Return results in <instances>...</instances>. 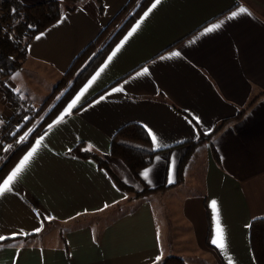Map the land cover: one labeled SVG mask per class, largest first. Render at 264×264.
<instances>
[{"label": "crops", "instance_id": "obj_1", "mask_svg": "<svg viewBox=\"0 0 264 264\" xmlns=\"http://www.w3.org/2000/svg\"><path fill=\"white\" fill-rule=\"evenodd\" d=\"M129 1L80 0L29 42L23 68L3 87L41 106ZM154 2L4 178L42 138L13 191L0 197V264H163L168 257L257 264L250 229L264 218V0H162L144 18ZM214 24L221 27L205 33ZM13 108L0 91V118ZM131 123L145 128L156 151L137 177L111 155L114 135ZM220 125L195 147L178 184L190 144ZM78 147L107 161L134 192L74 154ZM145 189L153 192L136 196ZM217 215L223 249L212 243Z\"/></svg>", "mask_w": 264, "mask_h": 264}, {"label": "trees", "instance_id": "obj_2", "mask_svg": "<svg viewBox=\"0 0 264 264\" xmlns=\"http://www.w3.org/2000/svg\"><path fill=\"white\" fill-rule=\"evenodd\" d=\"M79 1L80 0H50L38 5L27 6L20 0H0V78L5 79L21 70L27 58V46L29 42L35 36L56 23L64 12L73 10ZM152 1L153 0H130L118 13L115 19L100 33L96 40L76 58L68 72L64 75L62 81L54 89L53 93L38 108L34 116L29 119L24 120L23 116L17 114L19 109L18 104H20L22 100L11 91L5 89V92H7L6 96L16 113V115L7 121L0 118V123H2L0 128L1 131L5 133L3 141L6 144L15 141L21 136L32 124L34 118L51 103L59 90L65 87L70 79L75 78L72 86H70L68 91L64 94L63 98L47 115L44 124L30 136L28 142L19 147L11 158L0 167V183L31 143H33V141L54 121L56 118L55 116L53 117L54 112L63 108V106L78 92L84 82L102 63L104 57L126 33L130 26L141 16ZM65 3L67 5L63 6ZM254 102L255 100L252 101L249 106H252ZM243 112H245V110ZM243 112L238 115V118L242 116ZM221 128L222 125L214 129L207 137L202 136L198 142L190 144L189 150L179 169L178 184L182 182L183 169L195 147L205 140H208ZM74 154L82 158H91L95 160L101 168L105 169L111 175L115 183L122 190L134 192L131 187L120 181L112 172L109 163L99 155L89 151H82L81 147L75 148ZM111 155L124 162L137 177L142 169L152 164L156 151L152 148L150 136L145 128L141 125L131 123L123 126L114 135L111 144ZM166 188L167 187H164L159 190L163 191ZM152 192V190L145 189L142 192L136 193V196L143 197ZM250 243L256 263L264 264V218L256 219L252 222ZM163 264L185 263L181 258L168 257L164 260Z\"/></svg>", "mask_w": 264, "mask_h": 264}, {"label": "snow or ice", "instance_id": "obj_3", "mask_svg": "<svg viewBox=\"0 0 264 264\" xmlns=\"http://www.w3.org/2000/svg\"><path fill=\"white\" fill-rule=\"evenodd\" d=\"M162 2V0H155V2L152 4L151 8L148 9V11H146L144 13V18H146L149 13L155 9L160 3ZM247 12V9L241 7L240 8V13H245ZM237 15L236 12L232 13V17L230 18H234ZM143 22V18L140 22H138L135 27L132 29L131 32H129L128 36H131L134 32H136V30L140 27V24ZM223 22H221L222 24ZM221 24H214L212 27H207L205 29V33H211L214 30H217L221 27ZM127 39V37L125 38ZM116 51H119V48H117ZM116 52H113V56H115ZM173 56H178L179 53H173ZM112 57H109V60H111ZM148 71L147 68L144 69V72L146 73ZM143 73H138V75H142ZM97 75H99V73H97ZM93 81L96 79V77L92 78ZM92 81L89 82V84H91ZM122 89H115V91H121ZM83 91H86V89H84ZM83 91L77 95V97L72 101L71 104L68 105L67 109L65 110V113L61 115V117L59 118V120L57 121V123H59L61 120L64 119V115H67L71 112V109L76 105V103L80 100V97L83 95ZM151 134V133H150ZM152 135V142L153 144L157 143V136L155 134H151ZM21 139L23 140L24 138L21 137ZM41 142H42V138L41 140H37L35 143V146H33L31 148V150L19 161V163L15 166V168L12 170V172L7 176L6 179L3 180L2 183H0V197H3L6 193L12 192L13 191V185L14 182L18 179L19 175L23 172V170L25 169V167L29 164L30 160L33 158V156L35 155V153L37 152L38 148L41 146ZM144 178H148L149 176V172L146 170L142 173ZM169 182H171V178L169 179ZM212 208L214 210L217 209V203L216 201H212ZM3 239H5V237L0 236V241H2ZM212 243L214 245H216L217 247L223 249L225 247V237H224V230L220 225V221L217 215V220H216V227H215V235L214 238L212 240Z\"/></svg>", "mask_w": 264, "mask_h": 264}, {"label": "rangeland", "instance_id": "obj_4", "mask_svg": "<svg viewBox=\"0 0 264 264\" xmlns=\"http://www.w3.org/2000/svg\"><path fill=\"white\" fill-rule=\"evenodd\" d=\"M66 5H67L66 3L63 4V6H66ZM74 79L73 78L70 79L66 83V86L62 87L59 90V92L56 94V96L52 99L51 103L48 104L46 106V108L38 116H36L34 118V120L32 121V124L28 127V129L21 136H19L15 141L5 144L3 141V137H5V133L2 132L1 128H0V167L3 165V163H5L6 161H8L11 158V156L16 152V150L19 147H21L26 142H28L30 136L44 124V120L47 119V115L53 110L55 105L63 98L64 94L68 91L70 86H72ZM0 91L3 92L5 95L7 93V92H5V88L3 87V85H1ZM18 105H19V109H18L17 114L23 116L24 120L29 119L30 117L34 116V114L37 112L38 108L40 107V106L34 107V106L28 104L27 102L25 103L22 101ZM61 109L57 112H54L53 117L54 116L57 117L59 115ZM13 111H14V114H13V116H14V115H16L14 108H13ZM12 117H10V118H12ZM9 119H5V120L7 121ZM1 125H2V123H0V127H1ZM21 137H23L24 139L22 140Z\"/></svg>", "mask_w": 264, "mask_h": 264}, {"label": "built area", "instance_id": "obj_5", "mask_svg": "<svg viewBox=\"0 0 264 264\" xmlns=\"http://www.w3.org/2000/svg\"><path fill=\"white\" fill-rule=\"evenodd\" d=\"M3 82H4V78H0V88H1V85H3Z\"/></svg>", "mask_w": 264, "mask_h": 264}]
</instances>
